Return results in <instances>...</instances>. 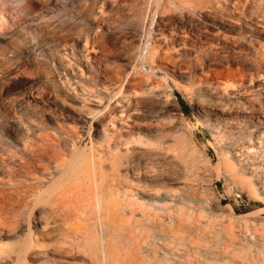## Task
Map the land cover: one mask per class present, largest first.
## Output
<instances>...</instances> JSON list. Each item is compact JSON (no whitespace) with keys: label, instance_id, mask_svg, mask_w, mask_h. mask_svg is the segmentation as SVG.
Instances as JSON below:
<instances>
[{"label":"rangeland","instance_id":"obj_1","mask_svg":"<svg viewBox=\"0 0 264 264\" xmlns=\"http://www.w3.org/2000/svg\"><path fill=\"white\" fill-rule=\"evenodd\" d=\"M126 1L0 0V240L20 245L30 218L34 246L28 261L33 264H259V240L250 248L253 238L244 229L250 226L257 236L264 231V196L220 175L230 142L224 130L236 121L206 118L194 105L197 86L214 83V71L225 65L212 60L198 66V50L216 44L214 36L229 29L232 20L210 10L204 16L172 10L175 17L167 19L170 0ZM80 17L88 23L78 24ZM257 25L245 22L247 36L254 29L264 32ZM87 35L94 48L86 45ZM52 39L67 41L44 53L45 45L57 42ZM150 43L159 54L154 62H141ZM168 44L177 63L170 83L157 69L170 65L162 61ZM262 44L264 39L256 43ZM43 54L46 64L40 63ZM129 73L163 86L161 132L193 147L200 176L188 181L187 193L204 200L205 207L199 211L198 203L189 202L194 218L176 233L173 216L164 209L150 210L155 222L143 227L122 223L108 260L105 241L91 247L85 240L90 227H101L90 192L95 189L92 173L87 169L79 181L76 170L64 178L68 183L61 190H44L58 180L56 166L71 160L76 149H102V128L93 124L90 130L77 116L81 96L87 90L105 92L104 86L118 93L121 81L115 75L125 81ZM150 123L151 130L159 129L157 122ZM19 130L25 134L17 140ZM146 185L133 178L120 186L132 192ZM230 223L232 235L226 229Z\"/></svg>","mask_w":264,"mask_h":264},{"label":"bare ground","instance_id":"obj_2","mask_svg":"<svg viewBox=\"0 0 264 264\" xmlns=\"http://www.w3.org/2000/svg\"><path fill=\"white\" fill-rule=\"evenodd\" d=\"M56 1L59 0L51 3ZM97 2L105 4L106 0ZM167 7L168 13L175 10L181 15L186 10L193 15L204 16L210 10L232 20L229 29L214 36L213 39L218 41L216 44L205 42L209 44V49L198 50L195 57L198 66H206L212 60L218 66L225 65L224 69L214 71L217 79L214 83L197 86L194 105L206 118L222 115L225 121H236L235 125L227 126L224 130L230 142L225 150L224 170L220 175L242 189L253 191L258 196L260 191L264 196V44L260 47L256 45L259 39H264V32L254 29L247 36V30L244 29L247 21H255L257 26L260 24L264 28V0H170ZM174 17L170 13L166 18ZM77 23L86 25L88 20L80 17ZM197 38L202 41L200 35ZM55 41L57 42L54 44L45 45L44 53H52L54 47L67 40ZM94 42L93 39L89 41L87 35L86 45L91 43L90 46L94 48ZM138 49L139 47L137 51ZM142 49L140 47L139 50ZM171 49L168 44L162 59L170 65L157 68L166 73L164 79L169 83L172 81L171 73L175 72L174 67L177 65L172 58ZM159 51L158 46L150 43L139 58L141 62H154ZM47 62L48 58L43 54L40 63ZM253 64L255 69L251 70L250 66ZM129 74L125 81H122L120 74L115 75L116 80L121 81L118 93H113V90L104 86L105 92L87 90L85 96H81V109L77 116L88 124L90 130L93 124L102 128V149L95 145L88 152L76 149L71 160L56 166L59 178L44 190H61L68 183L64 180L72 178L76 170L79 181L84 180L87 169L92 173L90 178L95 181V189L89 190L94 196L101 227H90L89 236L85 240L91 247L98 240L105 241L108 260L113 256L111 242L117 237L122 223L134 224L135 228H140L155 222L150 210L164 209L173 216L171 226L176 233L194 218L189 202L198 203L199 211L205 207L204 200L187 193L188 181L200 176L193 147L187 146L175 134L161 132L164 124L160 113L167 96L163 86L149 77L144 80L136 74ZM149 117L152 118L151 121H148ZM153 121L158 123L159 129H150V122ZM24 134L25 131L19 130L16 133L17 140ZM133 178L148 185L141 186L142 189L136 191H125L120 185ZM118 213L128 215L127 219L119 220ZM248 228L250 230L244 229V233H249L253 238L249 240L250 248L259 240L256 248L259 252V264H264V231L257 236L250 226ZM28 229L29 233L20 245L0 240V264H33L28 261V253L34 246L30 218ZM226 229L231 235L234 233L232 223ZM65 262L68 264L66 260Z\"/></svg>","mask_w":264,"mask_h":264},{"label":"trees","instance_id":"obj_3","mask_svg":"<svg viewBox=\"0 0 264 264\" xmlns=\"http://www.w3.org/2000/svg\"><path fill=\"white\" fill-rule=\"evenodd\" d=\"M181 103H184L183 100H181Z\"/></svg>","mask_w":264,"mask_h":264}]
</instances>
